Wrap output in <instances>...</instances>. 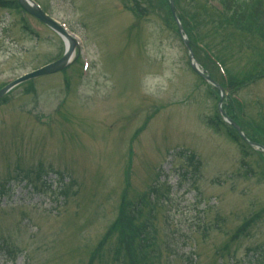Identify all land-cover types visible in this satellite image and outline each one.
I'll use <instances>...</instances> for the list:
<instances>
[{
  "label": "rangeland",
  "instance_id": "obj_1",
  "mask_svg": "<svg viewBox=\"0 0 264 264\" xmlns=\"http://www.w3.org/2000/svg\"><path fill=\"white\" fill-rule=\"evenodd\" d=\"M34 1L79 46L65 71L19 84L0 103V264H242L264 247V154L222 121L164 0ZM204 1L175 0L176 12L242 79L234 87L228 75L251 127L243 131L263 138L264 79L241 83L264 73V40L205 15ZM65 50L21 7L0 5V87ZM50 169L46 190L35 174ZM26 172L35 184L21 180ZM119 220L130 234L105 239Z\"/></svg>",
  "mask_w": 264,
  "mask_h": 264
},
{
  "label": "trees",
  "instance_id": "obj_2",
  "mask_svg": "<svg viewBox=\"0 0 264 264\" xmlns=\"http://www.w3.org/2000/svg\"><path fill=\"white\" fill-rule=\"evenodd\" d=\"M134 1L136 3V6L138 7L139 0H134ZM210 1L211 0H205L204 1L202 12H207V13H205V15H209L208 12H212L213 14L217 15V17H219V21H220L219 24H221V23L225 24V26L228 29H232L234 32H240L243 34H245V33L248 34V33H251L253 30H255V33L260 35L261 38L264 40V0H219L223 6V13L224 14L218 12L219 10H217L216 7L212 6L209 3ZM212 1H215V0H212ZM0 5L3 8H8V9H18L19 8V5L16 1H14L13 3L3 2V3H0ZM164 5H166L168 7L167 0H164ZM179 10H180V8H179ZM181 12L182 11L180 10V14L178 16L180 18V21L182 22L181 24H183V26L186 30V33H187L189 39H191L193 42V44L191 43V45H192V48L194 51V55L199 56L198 52H201V53H203L206 61H201L197 57H196V59H198V62L200 63V65L204 69L207 70L208 65H210L211 67H214L215 71L217 70V72L219 73L218 63L223 66V64L221 63L222 61L220 59H217L213 55L212 56L214 57V59L216 61L211 60V58L207 54V51L209 52V50L207 48L206 49L201 48L200 47L201 45L199 42L193 41V37L195 35L192 34L191 27H189V24H187L186 18H183V15H181ZM169 14H170V12H169ZM137 16H139V12H138ZM210 16L211 15H209V17ZM212 16H214V15H212ZM227 73H228V74H226L227 76L229 75L231 78L233 77L231 73H229V72H227ZM248 77L249 78H247L241 84H243L246 81L248 84V82L254 80L255 74L253 73L251 76H248ZM228 79H229V77H228ZM232 80H233V78H232ZM240 80H242V79H236L235 81L233 80L234 81V87H236L237 85L239 86V84L241 82ZM220 84L224 88H227V85L233 86L232 83H228L226 85V82L223 80L220 81ZM224 109L226 110L228 117H231L238 125H240L242 130H243L242 125H245V126L247 125V127L251 128L249 126V123L244 122L242 120L241 108H240L239 104L233 98H230V101L228 102V106L226 105L224 107ZM227 110H228V112H227ZM236 112H237L238 116L236 115ZM260 133H262L264 135V132H260ZM246 135L251 141L264 145V139H263L264 136H263V138L262 137L258 138L257 137V136H259L258 133H253V136L249 135V133H246ZM189 160L194 161L195 157L192 155V156H190ZM195 166H199V163L196 162ZM41 176H42V172H39V174H37V177L41 179ZM64 194H65V192H64ZM125 223L126 222L124 220H119L116 222V225L111 228V230L114 231V236L117 239L123 240L125 238V236L130 234V230L128 232L121 230L122 229L121 227L125 226ZM243 228L244 227H242L241 229H243ZM111 230L108 233L106 239L110 237ZM243 230H245V228ZM129 247H131V246L129 245L128 249H129ZM253 252L255 255H257V259L255 261V264H264V248H259L257 250H254Z\"/></svg>",
  "mask_w": 264,
  "mask_h": 264
},
{
  "label": "water",
  "instance_id": "obj_3",
  "mask_svg": "<svg viewBox=\"0 0 264 264\" xmlns=\"http://www.w3.org/2000/svg\"><path fill=\"white\" fill-rule=\"evenodd\" d=\"M19 2L22 5V7L25 10H27L30 14H32L33 16L38 18L41 22H43L47 26L51 27L52 29H54L55 31H57L58 33L63 35V32L61 30H59V27L52 21V19H49L48 17H46V15H44V13H42L40 10H38V8H36L33 4H31V2L29 0H19ZM171 5L173 8V4H171ZM180 29H181L180 31L182 34V28H180ZM185 45L189 48L187 40H185ZM73 50H74V44H73V42L70 41V49H69L68 53L61 60L57 61L56 63H54L52 65L44 67L43 69H40L34 73H31V74L23 77L22 79L18 80L15 83V85L22 83V82H25V81H28V80H31V79H34V78H37V77H40V76L53 74V73H56V72H59V71L65 69L69 65L70 56L72 55ZM190 60H191L192 68L194 69L195 72H197L201 77H203L207 81L216 85L208 76H205L203 74V72L199 69L198 65L196 64V61L193 58L192 52H190ZM15 85L13 84V85L7 87L6 89L4 88V90L0 92V99L3 96H5V94ZM219 108H220V111L222 112L220 106H219ZM229 122L231 124H233L238 129V127L233 122H231L230 120H229ZM241 136L244 137L242 134H241Z\"/></svg>",
  "mask_w": 264,
  "mask_h": 264
}]
</instances>
